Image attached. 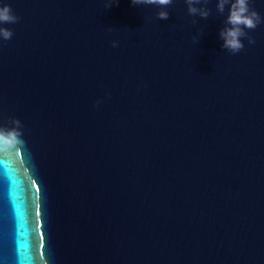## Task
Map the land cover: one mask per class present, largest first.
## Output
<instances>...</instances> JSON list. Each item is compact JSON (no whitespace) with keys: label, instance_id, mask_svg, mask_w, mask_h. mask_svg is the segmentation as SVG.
<instances>
[{"label":"water","instance_id":"1","mask_svg":"<svg viewBox=\"0 0 264 264\" xmlns=\"http://www.w3.org/2000/svg\"><path fill=\"white\" fill-rule=\"evenodd\" d=\"M216 2L0 0V264H264V23Z\"/></svg>","mask_w":264,"mask_h":264},{"label":"clouds","instance_id":"2","mask_svg":"<svg viewBox=\"0 0 264 264\" xmlns=\"http://www.w3.org/2000/svg\"><path fill=\"white\" fill-rule=\"evenodd\" d=\"M118 0H107L105 8H110ZM187 5L189 16L200 17L207 20L211 15V9L207 7L209 0H184ZM135 6H156L159 10L156 12L158 20H167L169 18L168 6L173 0H131ZM199 5V7L197 6ZM228 6V15L224 20V26L219 31V37L223 41L221 47L228 50L232 54L239 53L244 44L242 38L247 39L250 45L255 44V39L249 35L247 30H254L258 25L264 23V18L251 7L250 0H217L216 12L220 15L225 13ZM19 21V17L14 14L12 8L8 4L0 6V38L7 41L13 36L11 29L3 27L4 24H14ZM198 21L192 20V24L196 25ZM202 34L201 30H198ZM194 40L196 37L193 38ZM113 48L118 47L117 41H112ZM100 103L99 101L97 104ZM9 123L11 127L0 126V152L7 153L14 147L23 143V125L17 118H11Z\"/></svg>","mask_w":264,"mask_h":264}]
</instances>
